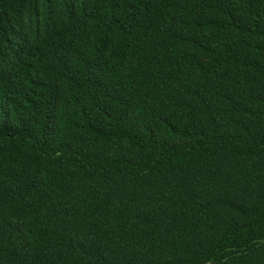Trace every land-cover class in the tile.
<instances>
[{"label":"trees","instance_id":"trees-1","mask_svg":"<svg viewBox=\"0 0 264 264\" xmlns=\"http://www.w3.org/2000/svg\"><path fill=\"white\" fill-rule=\"evenodd\" d=\"M0 264H264V0H0Z\"/></svg>","mask_w":264,"mask_h":264}]
</instances>
